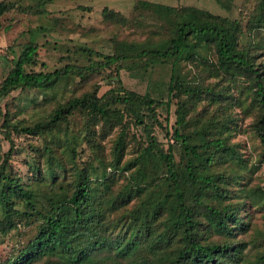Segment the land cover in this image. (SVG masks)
Segmentation results:
<instances>
[{
	"label": "trees",
	"instance_id": "obj_1",
	"mask_svg": "<svg viewBox=\"0 0 264 264\" xmlns=\"http://www.w3.org/2000/svg\"><path fill=\"white\" fill-rule=\"evenodd\" d=\"M50 1L0 0V19L45 12ZM255 10L264 21V0ZM102 13L118 29L109 52L75 46L83 62L48 69L28 41L0 80V99L43 95L30 120L15 105L0 109V264H264V250L247 256L244 234L247 199L264 198V185L244 182L264 163V26L255 39L250 16L149 0L130 16ZM158 69L167 74L154 78ZM122 70L145 93L127 89ZM98 81L109 85L101 94ZM247 117L258 163L233 140ZM22 136L33 139L26 180L12 163Z\"/></svg>",
	"mask_w": 264,
	"mask_h": 264
},
{
	"label": "rangeland",
	"instance_id": "obj_2",
	"mask_svg": "<svg viewBox=\"0 0 264 264\" xmlns=\"http://www.w3.org/2000/svg\"><path fill=\"white\" fill-rule=\"evenodd\" d=\"M137 0H52L45 5V12L33 13L31 16H23L16 11H12L4 15L0 19V80L8 72L11 65V59L16 57L20 52V46L28 41H34L38 44L39 60L46 64L48 69H54L68 62L72 58L83 62L82 55H73L72 50L75 46H86L99 51L109 52L112 45V37L118 33V29L103 19V8L119 11L125 16H130L132 9ZM155 3H163L168 5H191L201 9L208 10L221 16L229 18H239L241 15L250 16L259 26L255 39L263 34L264 21L260 13L255 10L259 0H233L232 4L223 5L216 0H149ZM40 23L55 24L56 29L53 32H29ZM126 34L132 32L127 28L123 29ZM134 37V35H132ZM154 78L160 79L165 76L167 70H157ZM123 85L130 90L139 93H145L147 90L146 82L139 81L136 77H131L126 70L120 72ZM102 83L99 94L109 88L104 81ZM74 91L79 94L81 90H72L69 87L65 94L69 95ZM18 91H14L11 95L0 99V109L4 111L7 103L15 105L20 110L21 118L32 119L42 112V109L34 108L33 98H42V94L38 92H30L28 95L21 96L19 100L13 102L12 97L16 96ZM13 102V103H12ZM164 117L165 112L161 111ZM174 116L172 110L170 112L169 121L172 123ZM250 117L241 121V130L236 132L233 137L234 141H242L245 143L244 152L247 157L252 159L251 163H258L260 145L258 139L251 133L248 125ZM160 140L166 142L163 133L158 131ZM33 139L26 137H16L15 146L16 154L12 158L14 168L20 173L24 179H27V169L24 163L26 152L24 146ZM4 150L9 148L8 143L2 140ZM244 182L248 185L261 184L264 185V163H258L257 168L246 173ZM263 197L251 196L247 199L246 220L249 227L244 233L250 245L247 249L248 257L253 259L256 254L264 250V210L260 207ZM47 215L52 216L54 209L47 206L45 211ZM19 230H14L9 235V242H16ZM29 235L25 232L20 237V241H24ZM8 245L4 244V251L8 250ZM52 264V263H50Z\"/></svg>",
	"mask_w": 264,
	"mask_h": 264
}]
</instances>
